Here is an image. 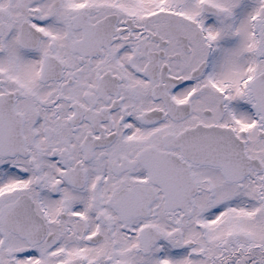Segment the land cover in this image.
Wrapping results in <instances>:
<instances>
[{
  "label": "snow or ice",
  "instance_id": "1",
  "mask_svg": "<svg viewBox=\"0 0 264 264\" xmlns=\"http://www.w3.org/2000/svg\"><path fill=\"white\" fill-rule=\"evenodd\" d=\"M0 264H264V0H0Z\"/></svg>",
  "mask_w": 264,
  "mask_h": 264
}]
</instances>
